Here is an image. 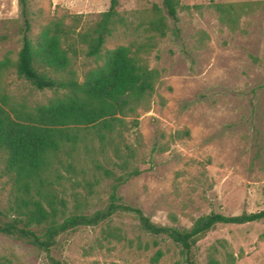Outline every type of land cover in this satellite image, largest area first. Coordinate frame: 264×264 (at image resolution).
<instances>
[{
  "label": "rangeland",
  "instance_id": "obj_1",
  "mask_svg": "<svg viewBox=\"0 0 264 264\" xmlns=\"http://www.w3.org/2000/svg\"><path fill=\"white\" fill-rule=\"evenodd\" d=\"M110 0H28L31 37L53 20L63 19L77 30L94 24ZM259 3L242 16L236 31L218 20L216 4ZM118 12L130 29H119L106 40L107 49L138 41L151 8L162 0H118ZM178 29H172L144 59L160 72L150 109L140 111L137 133L138 167L143 173L121 186L118 196L139 208L152 222L188 229L211 212L226 216L264 210V0H179ZM191 7L185 10L184 7ZM18 0H0V59L9 52L15 58L20 46ZM172 28L171 21H168ZM202 38V41L200 40ZM94 63L79 56V76ZM8 91L45 101L50 91H36L12 75ZM187 129L189 138L173 134ZM135 135H127L134 143ZM164 147V152L155 147ZM109 182H102L86 212L108 201ZM8 198V186L0 180V210ZM72 201L69 202L71 208ZM121 231L124 241H106L102 230ZM140 236L137 221L117 214L101 226L78 228L62 235L52 256L62 264H185L180 250L164 239L142 236L148 250L128 240ZM153 240L159 244L151 246ZM162 257L152 262L155 252ZM196 264H264V222L218 225L196 242ZM0 253L12 264H48L43 253L14 239L0 237ZM228 257H231L228 259Z\"/></svg>",
  "mask_w": 264,
  "mask_h": 264
},
{
  "label": "trees",
  "instance_id": "obj_2",
  "mask_svg": "<svg viewBox=\"0 0 264 264\" xmlns=\"http://www.w3.org/2000/svg\"><path fill=\"white\" fill-rule=\"evenodd\" d=\"M118 4L110 0L108 9L86 28L77 30L58 19L31 37L28 0H18L21 46L15 58L7 52L0 59V180L8 186V198L0 210V237L43 253L48 264H62L51 254L62 235L126 214L137 221L140 231L136 241L128 240V244L148 250L150 244L142 242L143 235L166 239L179 248L185 264H196L198 239L218 225L264 222V210L237 216L211 212L190 228L180 229L152 222L118 196L121 186L143 173L137 163L142 147L138 117L140 111L150 109L160 80V72L149 68L144 57L170 29L174 35L179 33L180 3L162 0V7L154 5L143 25H138L142 28L138 41L107 49L108 38L131 26L118 12ZM258 4H216L214 8L220 23L234 32L240 18L254 12ZM81 55L94 65L79 76L75 65ZM12 75L36 91H50L51 97L37 101L11 94L7 79ZM130 133L136 137L134 143L127 140ZM189 136L187 129L173 134L175 139ZM165 150L155 147L157 152ZM105 181L110 190L107 203L86 212L89 200ZM101 234L106 241L127 240L108 225ZM158 244L153 240L151 246ZM162 255L157 250L152 262L157 263ZM0 264L12 261L0 253ZM208 264L219 262L210 256Z\"/></svg>",
  "mask_w": 264,
  "mask_h": 264
}]
</instances>
